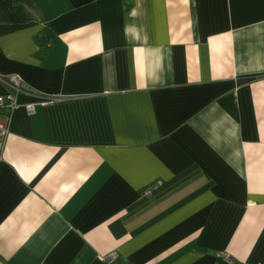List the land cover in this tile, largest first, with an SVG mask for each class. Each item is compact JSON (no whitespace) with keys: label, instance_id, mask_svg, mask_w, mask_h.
Here are the masks:
<instances>
[{"label":"crops","instance_id":"0c3cea01","mask_svg":"<svg viewBox=\"0 0 264 264\" xmlns=\"http://www.w3.org/2000/svg\"><path fill=\"white\" fill-rule=\"evenodd\" d=\"M13 75L0 264H264V0H0Z\"/></svg>","mask_w":264,"mask_h":264},{"label":"built area","instance_id":"2783aa9c","mask_svg":"<svg viewBox=\"0 0 264 264\" xmlns=\"http://www.w3.org/2000/svg\"><path fill=\"white\" fill-rule=\"evenodd\" d=\"M20 84H21V78L18 75H13L10 78L9 87L7 88L6 92L0 94V158H1V152L5 137L9 132V123H10L12 111L18 105L15 92L20 89ZM28 108L32 110L33 105L29 104ZM161 184L162 181L157 180L151 185L145 187L142 192L143 195L146 196L151 195L154 192V190H156ZM115 257H116L115 252L110 253L108 256L110 261H113ZM222 263L241 264L235 261L227 252H222L218 257L216 264H222Z\"/></svg>","mask_w":264,"mask_h":264},{"label":"trees","instance_id":"16d2710c","mask_svg":"<svg viewBox=\"0 0 264 264\" xmlns=\"http://www.w3.org/2000/svg\"><path fill=\"white\" fill-rule=\"evenodd\" d=\"M37 37V36H36Z\"/></svg>","mask_w":264,"mask_h":264}]
</instances>
